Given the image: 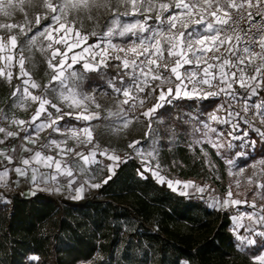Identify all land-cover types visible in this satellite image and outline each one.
<instances>
[{
	"label": "snow or ice",
	"instance_id": "snow-or-ice-1",
	"mask_svg": "<svg viewBox=\"0 0 264 264\" xmlns=\"http://www.w3.org/2000/svg\"><path fill=\"white\" fill-rule=\"evenodd\" d=\"M40 6L48 15L37 16L35 25L42 50L44 42L51 50L48 66L52 72L49 85L39 95L31 90L41 86L25 79L28 74L24 67V49L21 46L17 53L18 35L12 32L19 28V34L27 36L33 31L31 22L0 23V29L6 30L5 35H0V60L3 61L0 76L13 78L12 69L17 66L18 57L17 79L23 81V88L17 87L13 97L18 107L29 101L38 104L27 121L0 113V183L14 173L17 177H30L37 190L41 185L47 188L55 184L52 190L60 192V177H64L74 200L81 199L86 188L99 189L108 184L116 169L126 161L93 143L92 121H109L119 131L131 122V113L138 108L145 109L146 98H153L155 102L139 115L147 121L153 137L159 135V128H153L159 119L158 111L171 105L173 100L223 98L224 102L208 114L207 120L195 114L185 121L193 124V134L199 137L190 147L199 145L207 156L204 145H210L228 166L230 175L243 173L244 168L227 152L237 140L245 149L254 148L257 143L249 132L241 129V122L264 142V0H41ZM25 8L23 0H0V10L7 12L5 18L20 9L25 12ZM100 10L112 12V16L106 31L99 34V42L89 44L88 36L81 35L72 21L82 14L91 16ZM42 19L48 22L40 27ZM117 38L119 43L114 42ZM28 40L35 41L36 34L28 36ZM75 48L80 50L73 51ZM69 52H72L70 57ZM75 65H80L82 71L75 70ZM112 67L116 72L106 84L95 78L92 83L106 87L116 97L114 110L102 108L94 93L83 90L82 83L86 73H100ZM49 90L58 93V103L47 99ZM49 108L55 110V116ZM220 112L224 115H218ZM250 112L252 119L248 118ZM65 117L84 124L64 127L61 122ZM255 119L262 127L253 125ZM213 124L229 127L218 129ZM45 130H50L49 138L37 147L39 135ZM52 134L61 138H52ZM166 134L171 138L176 135L175 131ZM17 138L20 143L14 144ZM69 140L77 146L91 147L85 154L78 147L68 146ZM128 148L145 161L142 141H133ZM155 151L153 146L147 156L151 157ZM234 155L242 158L248 153L237 151ZM98 156L111 164L105 165L106 176L100 182H93L96 177L92 166L103 164ZM145 164L146 167L138 169V175L147 179L151 165L146 161ZM251 167L253 173L248 182L256 185L257 193L264 199V159L254 161ZM151 175L182 196L189 195L187 190L191 189L203 199L208 189L207 185L193 181L166 180L158 171H152ZM232 197L230 186L225 198H212L209 206L223 209L248 204L251 212L233 217L236 247L251 253V264H264V205L258 208L255 199L249 204ZM245 216L248 224L242 223ZM31 259L35 261L38 257Z\"/></svg>",
	"mask_w": 264,
	"mask_h": 264
},
{
	"label": "trees",
	"instance_id": "trees-1",
	"mask_svg": "<svg viewBox=\"0 0 264 264\" xmlns=\"http://www.w3.org/2000/svg\"><path fill=\"white\" fill-rule=\"evenodd\" d=\"M216 103L201 100L202 110ZM210 153L224 174V162ZM165 161L178 179L213 180L203 157L182 144ZM140 168L121 164L108 184L79 200L0 190L8 200L0 201V264H251V253L236 247L228 211L182 196L150 173L141 178Z\"/></svg>",
	"mask_w": 264,
	"mask_h": 264
},
{
	"label": "rangeland",
	"instance_id": "rangeland-1",
	"mask_svg": "<svg viewBox=\"0 0 264 264\" xmlns=\"http://www.w3.org/2000/svg\"><path fill=\"white\" fill-rule=\"evenodd\" d=\"M26 5L25 12L24 9H20V12L13 13L12 16H8L7 18L4 15H7V12L4 10H0V23H9V24H17V25H24L25 21H30L32 25L33 31L26 35L19 34V28L12 29L13 34L18 35V48L17 53H19V49L22 46L24 49L23 55L25 58L24 67L25 72L28 74L25 79H30V81H34L35 83L39 84L41 88L39 89H32V93L34 95H39L43 88L46 85H49L51 79V68L48 66L49 57L51 56V50L47 49L46 42H44V50L41 48V38L38 36V28L35 25V18L37 16H46L48 13L45 9H43L40 4L41 0H31V5L28 6L29 0H23ZM112 16V12H106L104 10H100V12L95 13L94 15H80L78 16L72 23L74 24L75 29L79 30L81 35H87V43L94 44L99 42V34L106 31V26L110 21ZM71 19V18H70ZM48 21L41 20V26L46 24ZM95 33L96 35H92ZM6 30L0 29V35H5ZM36 34V40L30 41L28 40V36ZM114 42L119 43L120 40L117 38ZM83 43V42H82ZM80 49L75 48L73 51L78 52ZM2 55V54H0ZM72 52L68 53L70 57ZM59 59V57H57ZM3 61L0 60V65H2ZM16 67L12 69L13 78L8 80L2 76H0V105L2 107L3 114L7 115L8 117H14L16 119H24L30 120L32 115L35 112V109L38 107V104H35L29 101L24 106H17L18 101H16L13 97V92L17 87L23 88V81L17 79L19 73L18 67V57L15 60ZM115 63V62H113ZM75 70L82 71L80 65L73 66ZM107 72V74H104ZM116 72L115 67H112L108 70H101L100 73H86L85 79L83 83V90L88 92L89 94L94 93L96 95L97 101L101 103L102 108H112L114 110L115 107V100L116 97L110 93V91L106 87H98L96 83H92L93 79L95 78L100 83L106 84L107 79ZM55 87V85H53ZM167 87V86H166ZM58 93H52L51 90L47 93V99L52 100L54 103H58ZM122 99V97H121ZM217 103L215 104L214 108L204 112L201 106V100L195 101H182V99L173 100L171 105H166L164 109H160L158 111L159 119L153 124V128H159V135L158 136H151L149 134V130L147 127V121L140 116V112L145 110L147 107L152 106L155 102L153 98H146L145 99V109H137L136 112L130 114L131 122L128 124L126 128L121 127L119 131H117L109 121H105L103 119L92 121L94 125L92 132H93V143L97 144L100 150L107 149L109 153H115L119 155L122 159L126 162L129 160H134L138 164L141 165V168L146 167L145 161L147 164L151 165V168L148 170L147 173L152 171H158L160 175L164 176L166 180H176L178 179L173 174L169 173V163L165 161V153L172 152V150L178 145L187 146L190 150L196 151L199 153V156L203 157L206 164L212 170V181L208 180L207 182L201 184L198 180H181V181H193L198 185H207L208 189L204 193V198L201 199L200 194L192 192L191 189L187 191L190 193L189 195H185L188 198L196 199V200H203L208 206L212 202V198H220L223 199L226 197L227 192L229 191V187L231 186V191L233 193V199H240L241 201H247L249 204L255 199L257 207L264 205V199H261V196L257 193L256 185L249 184L248 177H250L253 173V169L251 165L254 161H258L260 159H264V142L260 141L259 137L255 135L251 129L241 122V129L243 131H247L250 133L251 138L255 139L257 143L255 147H248L247 149L244 148L241 141L237 140L234 141L233 148L227 152V155L232 158L236 159L237 164L239 167L244 168L243 173L238 175L229 174V168L225 164V172L220 170L213 162V157L211 156V151L216 155V149L212 148L210 145H204L205 151L208 153L205 156L204 152L200 150V146L197 145L194 149L190 147V143L194 140L199 138L198 135L193 134V124L191 122L185 123L188 117L193 116L195 114H199L200 118L203 120H207L208 114L210 112L215 111L220 103H223V100H216ZM169 107V109H166ZM239 107V106H236ZM49 111L53 112L55 116V110L49 108ZM68 111V109H64ZM218 115L223 116L224 113L220 112ZM243 115V113H242ZM137 117H139L137 119ZM248 118L252 119L251 112L248 114ZM252 123L255 127H262L259 123L258 119L252 120ZM83 121H75L71 117H65V120L61 122V125L64 127H81L83 126ZM218 129H227L229 126L227 125H215ZM171 131H175L176 135L174 138H171L170 135L166 133H170ZM50 130H45L40 133L38 138V144L36 145L39 147V144H43L47 142L49 138ZM52 138L60 139L56 134H52ZM230 139V138H228ZM133 141H142L145 150V161H142L138 158L131 149L128 148L129 143ZM155 141V145L153 142ZM227 142V141H225ZM68 146L70 147H78V150L85 152L87 154V149L91 147L88 145L87 147L84 145L77 146L75 141L69 140ZM155 146V153L148 157L147 153L151 152ZM262 148V149H261ZM261 150V151H259ZM237 151H246L248 153L247 156L238 158L234 154ZM258 152V153H257ZM260 153V155H259ZM217 156V155H216ZM218 157V156H217ZM219 158V157H218ZM97 159L102 160V165H93L92 168L94 170L93 174L95 175L96 179L93 182H100L107 172L108 169L105 165L111 164V161L106 160L103 157L98 156ZM220 159V158H219ZM222 161V160H221ZM223 162V161H222ZM247 165V166H245ZM103 169L102 171L99 169ZM118 169V168H117ZM116 169V170H117ZM155 180L156 178L152 176ZM87 179L86 176L83 177ZM237 180H239V185H237ZM157 181V180H156ZM222 185H224L225 192L223 193ZM61 191L53 193L57 194L59 197H68L71 198L73 193L68 190L67 183L63 182L60 185ZM56 185L52 187L55 188ZM30 189V187L28 188ZM0 190L4 191L8 194L12 193L15 188H11L8 186H0ZM97 191V189H89L86 188L85 193L83 196L92 195ZM33 191L30 189V192H26L27 196H30ZM0 201H8L2 194H0ZM210 207V206H209ZM212 208V207H210ZM214 209V208H212ZM237 206L233 208L236 212ZM82 264H89V263H82ZM183 264H188L187 262H183Z\"/></svg>",
	"mask_w": 264,
	"mask_h": 264
},
{
	"label": "crops",
	"instance_id": "crops-1",
	"mask_svg": "<svg viewBox=\"0 0 264 264\" xmlns=\"http://www.w3.org/2000/svg\"><path fill=\"white\" fill-rule=\"evenodd\" d=\"M15 143H20L18 138L15 140L14 144ZM63 182H66V178L60 177V184L63 183ZM54 185L55 184H51L50 187H47V188H45V186L41 185V189L37 190L36 186L32 183L30 177H17V176H15L14 173H10L9 176L5 177L3 182L0 183V186H8V187H11V188H15L14 191L20 190V191H22V193L24 195H26V192H28V191L30 192V189H31L35 193H37V192H45V193L53 195V196H55L57 198L72 199V198H68V197H59V196H57V194L53 193L52 192V187ZM29 187H30V189H28ZM31 195H33V193ZM87 196H89V195L83 196L82 198L87 197ZM76 200H79V199H76ZM234 207L235 206H231V207H226V208H223V209H221L219 207L215 208V209L221 210V211H228L231 214L232 230H233V227H234V224H235V221L233 220V217H236V216H238L240 214L248 213V212L252 211V209H250L248 207V204H243L242 203L240 206H237V209H236L237 211L236 212L233 210ZM242 223H244V224H248L249 223V221H248L246 216L244 217ZM241 234H243V232H241ZM234 235H235V233H234Z\"/></svg>",
	"mask_w": 264,
	"mask_h": 264
},
{
	"label": "built area",
	"instance_id": "built-area-1",
	"mask_svg": "<svg viewBox=\"0 0 264 264\" xmlns=\"http://www.w3.org/2000/svg\"><path fill=\"white\" fill-rule=\"evenodd\" d=\"M223 100V98H219V97H212V98H209V100ZM224 101V100H223ZM0 113H3L2 112V107H1V105H0ZM19 140V139H18Z\"/></svg>",
	"mask_w": 264,
	"mask_h": 264
}]
</instances>
